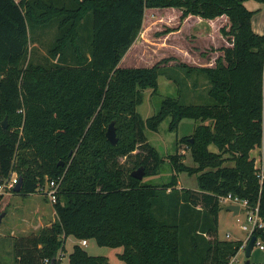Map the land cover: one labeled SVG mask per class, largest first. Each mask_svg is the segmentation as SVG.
Segmentation results:
<instances>
[{
    "label": "trees",
    "instance_id": "trees-1",
    "mask_svg": "<svg viewBox=\"0 0 264 264\" xmlns=\"http://www.w3.org/2000/svg\"><path fill=\"white\" fill-rule=\"evenodd\" d=\"M249 1L264 5V0H0V185L17 174L22 190L12 192L27 197L60 181L56 221L14 239L17 264H61L58 254L69 236L123 248L119 258L125 264H230L238 255L242 241L219 238V198L232 195L259 205L264 220V172L252 156L263 148L264 161V35L253 29L256 12L245 6ZM148 9H177L181 23L226 19L221 32L230 46L220 49L215 67L177 66L204 75L214 105H185L168 97L154 116L142 118L143 91L157 96L167 67L120 64L142 33ZM51 31L47 64L31 62V44L39 45ZM168 118L171 132L183 120L201 122L179 142L196 167L176 153L170 157L171 182L143 185L132 172L144 167L145 177L156 175L162 162L145 131L158 132ZM112 122L115 146L106 137ZM212 145L219 153L210 151ZM132 158L133 170L121 163ZM180 173L197 175L199 190L179 188ZM253 236L264 245V230ZM69 264L110 262L77 244Z\"/></svg>",
    "mask_w": 264,
    "mask_h": 264
},
{
    "label": "rangeland",
    "instance_id": "rangeland-1",
    "mask_svg": "<svg viewBox=\"0 0 264 264\" xmlns=\"http://www.w3.org/2000/svg\"><path fill=\"white\" fill-rule=\"evenodd\" d=\"M180 16L181 12L177 9L146 10L143 31L120 64L122 68L152 67L157 64L167 67V69H162L163 72L159 78L158 95L154 96L152 89L143 91V103L138 107V112L145 121L156 114L161 102L168 97L180 100L185 105L212 106L215 104L214 99L209 95V84L204 75L187 74L186 70L177 68V66L183 63L190 67H215L216 60L223 55L220 49L230 46L229 39L221 32L225 22L219 25H210L211 32L208 33L206 24H199L196 20L181 23ZM169 28L176 30V32L163 35L162 33ZM54 31H51L47 37L42 38L39 45L31 44V62L47 64L48 49L54 40ZM170 121V118L165 120L160 125L158 132L149 129L145 131L149 143L159 152L162 162L156 175L147 176L142 180L143 185H163L171 182L175 172L170 163V157L176 153L184 155L183 162L186 165L196 167L187 146L179 142L183 137L192 136L195 127L201 122L183 120L178 130L171 132L169 130ZM209 149L211 152L219 153L216 146L212 145ZM262 149L257 148L252 152V156L256 161H259L262 157ZM138 152L142 153L141 151ZM142 155L143 159L147 154ZM135 160V158L129 161L121 159V163H126L128 169L133 170ZM227 165H233V163L228 162ZM256 165H259V163L257 162ZM177 176L178 187L181 189L199 190L197 175L190 176L187 173H180ZM13 179L18 182V175L13 174L0 187L9 185ZM13 189L5 188L4 194L1 195L3 200L0 205V215L2 213L6 215L4 221L2 220L3 225L0 229V264H17L14 262L15 237L11 238L10 234L16 233L17 237L31 234L30 232L34 229V220L35 224H38V217L34 216L37 206L46 207L50 215L54 213V206L47 195L44 194L46 190H43L48 189V184L37 194L27 197L13 193ZM23 219H27L29 222ZM240 219L242 221L246 219L245 211L240 213ZM30 221H33V223H30ZM239 227L240 223L228 211V205H222L219 227L220 240H227L226 234L228 231L234 234L233 238L242 237V231ZM81 242L74 236L67 238L64 252L65 259L62 264H69V257L74 246L81 245ZM188 242L185 239L183 240L184 247ZM84 249L91 256L107 257L110 264H125L119 258L123 254V248L101 247L92 239L88 240V246ZM254 249L257 250V248ZM240 255V258L246 262L247 259L243 249L240 251Z\"/></svg>",
    "mask_w": 264,
    "mask_h": 264
},
{
    "label": "crops",
    "instance_id": "crops-1",
    "mask_svg": "<svg viewBox=\"0 0 264 264\" xmlns=\"http://www.w3.org/2000/svg\"><path fill=\"white\" fill-rule=\"evenodd\" d=\"M245 6L248 8V10L256 12V14H255V16L253 18V29H254V31L257 34H259V35H264V5L260 4V3H257L255 1H249V2L245 3ZM192 19L196 20L197 22H199V24H206L205 26L208 27V29H207L208 33L211 32L209 27L213 23H215V22H221V23L226 22L225 18H221V19H218L216 21H206V20H202L200 18H190L188 21H190ZM208 67H213V66H208ZM228 207H229V205H228ZM229 212L231 214H233L235 216V218H237L238 214L236 215V214H234L231 211H229ZM34 216L38 217L37 218L38 224L37 225L35 224V220H34V223H33V221H30V223H33V225H34L33 231L30 232L31 234H27V235H24V236L21 235V237H26V236H30L32 234H35L39 230L43 229L44 227L51 226L56 221L55 209H54V213H52V215H50L48 213V209L46 207H42V206H37L36 207V210L34 211ZM23 220H25L26 222H29V220H27V219H23ZM3 221H2V224H1V228H2V225H3ZM219 227H220V215H219ZM15 234L11 233L10 237L11 238H14V237L15 238H20V237H17ZM233 235L234 234L231 233V231H228L227 234H226V239L227 240H224V241H242L243 244H244L242 249L245 251V245H247L246 243H247V240H248V234L242 231V234H241L242 237H234L233 238ZM0 236H1V233H0ZM256 248H257V250L255 251V249H254L251 258L250 259L246 258L247 259L246 262L243 261L240 258L241 255H240V252H239L238 255L231 260L230 264H264V250H261L259 247H256ZM16 261H17V259L15 257L14 262L17 263Z\"/></svg>",
    "mask_w": 264,
    "mask_h": 264
},
{
    "label": "built area",
    "instance_id": "built-area-1",
    "mask_svg": "<svg viewBox=\"0 0 264 264\" xmlns=\"http://www.w3.org/2000/svg\"><path fill=\"white\" fill-rule=\"evenodd\" d=\"M261 158L259 161H256V163L257 162L259 163V165H256V169H260L262 172H264L263 149H262ZM262 177L264 178V175ZM16 183L17 180L13 179L11 180L9 185L5 187L3 186L0 187V196L4 194L5 188H9V189L15 188ZM59 186H60V181L58 183L56 181H52L48 184V189H43L44 191L46 190L44 194L47 195V198H49L52 204H55L57 201V193ZM219 200L221 205H229V206L234 205L240 208V212L237 216V221L238 223H240V229L248 234L247 243L254 235L255 231L264 230V220L260 214L259 205L252 207L247 200H243L238 197H233L232 195L220 197ZM244 211L246 212V219L242 221V219H240V213ZM81 245L83 247L88 246V241L83 240L81 242ZM246 246L247 245H245V247ZM256 247H259L261 250H264V245L261 243V241L258 238L255 244V248ZM64 259H65L64 252H59L57 261H59L62 264L64 262Z\"/></svg>",
    "mask_w": 264,
    "mask_h": 264
},
{
    "label": "water",
    "instance_id": "water-1",
    "mask_svg": "<svg viewBox=\"0 0 264 264\" xmlns=\"http://www.w3.org/2000/svg\"><path fill=\"white\" fill-rule=\"evenodd\" d=\"M8 127V119L6 118L5 121L3 122V128L6 129ZM106 137L108 139V141L112 144V145H117L118 143V138H117V134H116V128H115V122H112L106 132ZM63 165V163H62ZM145 168L144 167H140L138 170L132 172V177L134 179H137L139 181H142L145 178ZM22 186H23V179L20 177L15 188H14V192L15 193H20L22 190ZM228 210L233 212L234 214H239L240 212V208L238 206H229ZM5 213H2L0 215V229H1V224H2V220L5 217ZM257 241V237L256 236H252L251 239L249 240V242L247 243V246L245 247V256L246 258L250 259L252 256V253L254 251L255 248V244ZM51 264H54V262H52Z\"/></svg>",
    "mask_w": 264,
    "mask_h": 264
}]
</instances>
